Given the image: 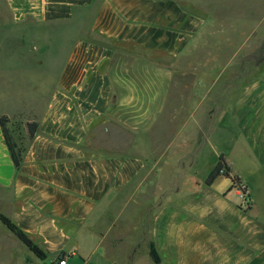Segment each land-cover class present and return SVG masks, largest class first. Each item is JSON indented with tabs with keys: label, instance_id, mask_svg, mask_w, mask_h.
<instances>
[{
	"label": "crops",
	"instance_id": "obj_1",
	"mask_svg": "<svg viewBox=\"0 0 264 264\" xmlns=\"http://www.w3.org/2000/svg\"><path fill=\"white\" fill-rule=\"evenodd\" d=\"M2 1L0 35L8 29L12 37L0 36V69L6 63L13 82L28 80L21 91L12 90L13 101L20 94L34 96L40 113L23 122L34 121L38 129L28 139L19 169L0 125V216L15 223L47 259L40 260L0 220V264H32L35 256L36 264H91L108 237L105 218L135 199L143 210L124 220L123 235L112 238L129 245L104 247L113 264H264V214L253 201L248 211L239 207L231 179L222 176L207 185V177L189 188L177 184L196 167L205 142L192 152L167 156L182 141L194 142L184 133L194 124L197 107L206 101L228 104L234 91L227 85L209 99L210 86L189 108V117L177 122L187 110L183 104L192 101L180 94H194L190 87L174 89L180 66L201 41L205 54L216 48L219 55L218 47L230 38L228 28L241 31L242 25L228 27L208 0ZM241 52L226 51L225 62L242 57ZM256 60L263 74L246 93L258 107L259 129L264 125V54ZM47 71L55 76L45 91ZM4 79L0 74L1 107L9 87ZM25 99L18 98L21 106L12 110L36 108H26ZM243 103L241 94L235 104ZM205 113L211 118L210 110ZM176 123L178 129L168 135ZM259 149L256 155L264 164V149ZM168 174L174 182L165 189L162 180ZM152 244L159 263L150 255Z\"/></svg>",
	"mask_w": 264,
	"mask_h": 264
},
{
	"label": "rangeland",
	"instance_id": "obj_2",
	"mask_svg": "<svg viewBox=\"0 0 264 264\" xmlns=\"http://www.w3.org/2000/svg\"><path fill=\"white\" fill-rule=\"evenodd\" d=\"M208 1L212 4V11L216 7L218 11L222 13L228 27L230 24L231 26L233 24H239V26L242 25V30L232 32L230 28H228L229 32L226 37L230 38H227L229 40L225 39L223 41L229 44L226 46V43L223 42V45L218 47L220 49L219 55L215 54L216 51L214 49L216 48H213L212 54L209 55V50L205 54V49L201 41V44L194 48L192 56L185 59L188 61L180 66L179 75L175 78L174 89H178L182 92V88L190 87L191 91L189 89V93L194 94L188 95V91L180 94L186 95L187 98L190 96L192 101L190 106L188 103L189 101L183 104L186 105L187 110L186 108L182 110L177 122H181L185 117H189V114L192 112V110L189 111V108H194L198 105L202 93H205L210 86L213 90L209 99L217 96L219 97V92L225 89L227 85H232L234 91L229 94L231 102L228 104L223 103V105L220 106L219 104L215 105V103L206 101L203 102L200 107H197L193 116L195 122L190 125V132H188V128L187 132L184 133L185 136L189 134L190 137H193L194 142L187 145L185 141H182L181 145L170 151L167 156L172 157V153H179V151L181 153H187L188 150L192 152L197 144H199L198 147L200 148V142L204 141L205 143L201 146L197 156L196 167L189 169L187 174L181 175L177 180V184L189 188L195 180L204 181L217 165L219 158L223 155L232 169V174L238 176L244 182V186L246 185L249 190L247 194H244L242 190H237L239 207L244 211H248L253 201L254 208L259 210L260 214H264V164L258 160L256 155L257 150L260 151L259 147L264 149V145L260 144V141H264V135L260 138L261 135L264 134V125L262 128H257L256 110L258 107L257 105H253L252 99L249 98L251 96H248L246 93V89L251 86L252 81L261 79L263 74L262 70L257 66L256 58L259 54H264V0ZM2 7H4V3L0 0V8ZM3 17L6 19L7 15L4 14ZM11 34V30L6 29L3 35L0 36L11 38ZM236 49L242 51L239 53V56L242 57L226 63V56L228 57L229 53L235 52ZM46 64L50 66L52 62L48 60ZM2 65L3 70L0 69V74L5 78L4 86H9L11 89L8 87L3 90L4 102L2 107L0 106V113H3L2 116L10 118V121L13 122L12 124L10 123L9 128L16 142L19 145L26 146L29 137L27 128L23 125V122L32 120L39 115V104L32 103L31 98H34V96L21 94L16 97V103L13 101L14 93H12V90L15 92L21 91L24 83L28 80L17 81L16 83L13 82V80L10 79L13 78V70L7 68L6 63ZM47 72L48 73L45 74L47 79H45L44 82L45 91L51 87V81L53 80L51 77L55 76L54 73L52 75L50 74L51 71ZM235 72L237 74H234ZM37 76L43 75L39 73ZM1 80L0 90L1 87H3V81ZM175 90L173 92H175ZM241 94L243 95L244 103L242 105H236L235 99H238ZM184 95L182 96L183 98L186 97H184ZM46 96L47 95L44 97ZM20 97L26 98L24 100L25 102L23 101L25 107L36 108L34 110L30 109L31 111L15 112L12 110L19 109L21 106V102L18 101ZM44 101L45 99L41 102L43 106L45 105ZM255 107L256 110H254ZM205 110L207 112L210 110L212 114L211 118L208 116L205 119ZM7 113L9 115H7ZM177 126L176 123L175 126L168 127V132L166 133L168 135H173V131L178 129ZM197 149L196 147V150ZM168 177L169 174L164 176L162 180L165 189L169 188L174 182ZM167 193H169V191L165 192V195ZM149 201L150 197H148L147 202L149 203ZM145 202L146 201H144V204ZM141 209L143 210V208ZM141 209L139 201H136V199L130 200L127 204L121 203L120 206L114 208V213L107 216L105 218L106 222L104 220L102 223L104 229H108V237L104 239L99 252L93 256L91 264H113L112 258L105 254L104 247L113 245L122 247L129 245V242H125L124 239H120V242L116 243L112 238L116 235L122 236L125 228L124 220L131 216L139 215V210ZM110 229L115 233L111 235ZM134 235L137 238L141 237L138 230L134 231ZM145 238L149 242L150 234L146 235L144 240ZM134 241L140 242V239ZM22 250L25 254H29L26 246L22 248ZM34 258L32 264H36V262L39 261L36 256Z\"/></svg>",
	"mask_w": 264,
	"mask_h": 264
},
{
	"label": "trees",
	"instance_id": "obj_3",
	"mask_svg": "<svg viewBox=\"0 0 264 264\" xmlns=\"http://www.w3.org/2000/svg\"><path fill=\"white\" fill-rule=\"evenodd\" d=\"M11 121L10 118L6 116L0 117V125L3 129L4 137L6 144L10 150L13 162L16 169L21 167L23 162V155L26 151V146L19 145L12 134L11 129L9 128ZM28 137L32 139L35 136V133L38 129V124L36 122H29L26 124ZM227 177L232 181L231 189L242 190L244 194H247V187L243 185L242 180L238 176L232 174V170L222 155L219 158V161L212 172L209 174L206 179L207 185L214 184L220 177ZM1 222L11 231L22 243H24L39 259L46 260V254L41 250V248L35 244L15 223H13L9 218L4 215L0 216ZM150 255L154 262L159 263L160 258L158 253L155 250L154 245L151 246ZM60 259V258H59ZM54 264V263H53Z\"/></svg>",
	"mask_w": 264,
	"mask_h": 264
},
{
	"label": "built area",
	"instance_id": "obj_4",
	"mask_svg": "<svg viewBox=\"0 0 264 264\" xmlns=\"http://www.w3.org/2000/svg\"><path fill=\"white\" fill-rule=\"evenodd\" d=\"M59 264H66V260H61Z\"/></svg>",
	"mask_w": 264,
	"mask_h": 264
}]
</instances>
